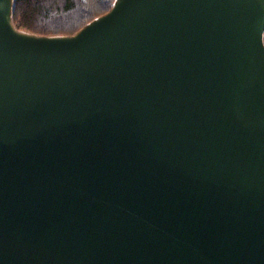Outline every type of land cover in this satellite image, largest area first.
<instances>
[{"label":"water","instance_id":"1","mask_svg":"<svg viewBox=\"0 0 264 264\" xmlns=\"http://www.w3.org/2000/svg\"><path fill=\"white\" fill-rule=\"evenodd\" d=\"M13 13L0 264H264V0H116L65 37Z\"/></svg>","mask_w":264,"mask_h":264},{"label":"trees","instance_id":"2","mask_svg":"<svg viewBox=\"0 0 264 264\" xmlns=\"http://www.w3.org/2000/svg\"><path fill=\"white\" fill-rule=\"evenodd\" d=\"M116 0H14L16 29L37 36H72L108 13Z\"/></svg>","mask_w":264,"mask_h":264},{"label":"bare ground","instance_id":"3","mask_svg":"<svg viewBox=\"0 0 264 264\" xmlns=\"http://www.w3.org/2000/svg\"><path fill=\"white\" fill-rule=\"evenodd\" d=\"M9 22H10V20H9V18H8V24H7L8 29H9L8 31L11 32L12 29H11V26H10ZM11 33H12V32H11Z\"/></svg>","mask_w":264,"mask_h":264},{"label":"rangeland","instance_id":"4","mask_svg":"<svg viewBox=\"0 0 264 264\" xmlns=\"http://www.w3.org/2000/svg\"><path fill=\"white\" fill-rule=\"evenodd\" d=\"M18 32H21V33H24V34H30V33H27V32H24V31H20V30H18V29H16ZM75 35V34H74ZM73 36V35H72ZM62 37H65V36H62Z\"/></svg>","mask_w":264,"mask_h":264}]
</instances>
